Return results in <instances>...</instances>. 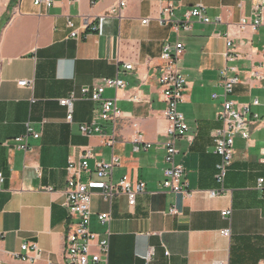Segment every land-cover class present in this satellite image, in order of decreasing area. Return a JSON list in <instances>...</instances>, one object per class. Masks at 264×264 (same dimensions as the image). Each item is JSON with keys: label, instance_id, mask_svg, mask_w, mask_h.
<instances>
[{"label": "crops", "instance_id": "1", "mask_svg": "<svg viewBox=\"0 0 264 264\" xmlns=\"http://www.w3.org/2000/svg\"><path fill=\"white\" fill-rule=\"evenodd\" d=\"M120 1L126 2L121 16H110ZM166 1L177 19L203 5L211 23L196 21L190 31L161 26L160 0H54L50 8L36 6L35 0H0V264H66L65 236L76 220L64 207L67 167L70 158L80 161L88 150L93 157L80 180L92 193L91 230L101 238L110 233L109 264L264 261V184L259 187L264 179V81L250 73L264 74V24L255 30L241 26L242 20H256L261 0ZM259 15L264 18V9ZM69 21L79 38L71 37ZM177 41L185 45L179 68L187 88L179 111L189 131L176 142V161L191 195L163 188L167 120L157 73L164 64V45ZM227 54L238 58L229 61ZM126 64L134 69L126 70ZM226 67L236 68L228 75L240 78L230 99L251 104L262 121L249 139L235 137L225 192L211 198L208 191L221 189L215 179L221 158L213 133L222 127L220 81ZM115 78L126 87L109 88L103 98L116 100L119 118L104 121L101 103L77 99L68 122L62 100ZM20 81L33 82V87H20ZM86 123H95L102 133L83 135L80 126ZM28 125L40 137L29 136L28 150H17L13 140L25 136ZM113 159L112 173L99 178L97 164ZM124 177L146 184L134 207L125 194L112 201L102 196L103 182L116 184ZM172 208L177 214L170 213ZM229 210L231 215L224 217ZM102 213H110L109 223L99 221ZM225 229L229 237L221 234ZM25 243L38 245L43 256L16 258Z\"/></svg>", "mask_w": 264, "mask_h": 264}, {"label": "built area", "instance_id": "2", "mask_svg": "<svg viewBox=\"0 0 264 264\" xmlns=\"http://www.w3.org/2000/svg\"><path fill=\"white\" fill-rule=\"evenodd\" d=\"M163 5L160 9V16L157 21L161 26H171L175 31L183 29L184 31H190L194 22L211 23V19L207 16V8L203 5H197L188 9L183 19H177L174 12V6L166 0H160ZM54 0H35L36 6L44 4L50 8ZM126 6V2L120 1L117 6H114L110 11V16H121V10ZM264 9V0L255 7L257 18L253 23H249L247 20H242L241 26L246 27L250 25L254 30L260 25L264 24V18L259 14ZM149 22V19L142 21L144 25ZM68 26L74 28V24L69 21ZM94 30H98V27H94ZM71 37L79 38L78 31L73 29ZM228 47H232V42L228 39ZM185 52V45L180 41L175 44L167 43L164 45L161 60L164 64L158 70V82L163 89V98L166 104L164 110V116L167 120L166 136L167 141L163 144L166 150V164L167 167L164 170L165 182L163 188L176 194L191 195L194 192L189 191L187 183L183 182L184 168L176 161L178 149L176 142L178 139L185 137L189 131V126L186 122L184 115L179 111V105L183 102L184 93L187 88V81L179 68V62L182 59ZM229 61H234L238 58L235 54H227ZM125 69L130 71L134 69L132 64H126ZM229 72H237L234 67H226L221 72L220 87L223 90V105L222 111L218 115V120L222 122V127L217 129L213 133V139L215 144V153L220 156L221 160L216 166L217 173L215 176L216 182L221 187L220 190L208 191L207 194L211 198H216L223 194V189L227 173L233 163L234 158V141L237 135L243 139H249L252 128L262 121V117L252 111L251 104H237L230 99V96L234 93L235 88L240 83L238 76H229ZM251 76L257 80L264 81V74L256 71H251ZM20 87H33V82L20 81L18 82ZM126 82L122 79H103L99 84L91 87H83L80 89L79 96L72 94L70 98L61 101V104L67 107L68 122L73 121V102L77 99L87 100L92 102L101 103V119L104 121H115L121 116V111L116 106V100L104 99L103 95L109 88L111 89H124ZM212 98L218 99L219 95L214 93ZM132 100L138 101L136 97ZM259 102L254 101V105H258ZM80 130L83 135L91 136L93 133H102L100 127L95 123H86L80 126ZM33 136L39 138L40 134L34 132V130L27 126V134L25 136L14 139V147L17 150L27 151L28 137ZM9 143H6V145ZM148 148L151 145L147 146ZM138 149V148H136ZM93 157V152L88 150L80 161H74L70 158L67 171L70 175L67 187L65 190L66 200L64 207L68 211L69 215L76 219L69 225L65 236V261L66 264H109L110 255V233L105 238L99 237L98 234L91 230V200L92 193L90 192L87 184L80 180V175L84 171H88L89 164L88 159ZM261 162L264 164V147L262 150ZM117 163V159H113L112 162H99L97 164V175L103 179L112 173L113 167ZM1 181H3V175H0ZM264 179L259 181V187L262 188ZM46 191H53L52 188H46ZM146 191V184L144 182H138L137 184L131 183L127 177L121 179L118 183L103 182L102 184V196L112 201L116 195L125 194L128 197L129 205L134 207L136 205L137 196ZM176 208H172L170 213L177 214ZM231 211H224L222 215L224 217L230 216ZM98 219L101 223H109L111 221L110 213H102L98 215ZM221 234L225 237H229L231 231L225 229L221 231ZM95 249V250H94ZM21 254L14 255L16 258L22 261H35L43 256V251L36 244L25 243L21 246ZM33 254V256H30ZM216 264H228L227 262H218ZM264 264V261L261 263Z\"/></svg>", "mask_w": 264, "mask_h": 264}]
</instances>
